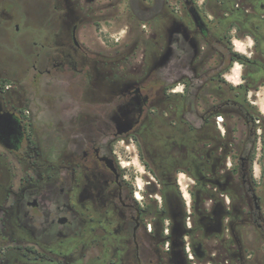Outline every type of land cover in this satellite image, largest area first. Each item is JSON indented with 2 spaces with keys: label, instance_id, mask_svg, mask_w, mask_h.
<instances>
[{
  "label": "flooded vegetation",
  "instance_id": "flooded-vegetation-1",
  "mask_svg": "<svg viewBox=\"0 0 264 264\" xmlns=\"http://www.w3.org/2000/svg\"><path fill=\"white\" fill-rule=\"evenodd\" d=\"M261 87L264 0H0V264H264Z\"/></svg>",
  "mask_w": 264,
  "mask_h": 264
},
{
  "label": "rangeland",
  "instance_id": "rangeland-1",
  "mask_svg": "<svg viewBox=\"0 0 264 264\" xmlns=\"http://www.w3.org/2000/svg\"><path fill=\"white\" fill-rule=\"evenodd\" d=\"M31 2H35V0H31ZM36 4L31 3V6L29 5V7L31 9H36L35 7ZM208 18V17H207ZM209 19V18H208ZM126 28H121V29H115L113 27H106L104 31H98L97 35L99 37H101L103 40L105 41H110V43H116L117 39L123 37L126 34ZM214 31L218 34H221L222 32L215 30ZM231 47L233 48V50H239V51H245L246 55L250 54V49L249 46L247 44V41H244L242 39H238V38H234V41L231 42ZM218 50L223 48L221 46H217L216 47ZM207 53H206V59H208V63H209V68H214L215 66H218V64L220 63L219 58L218 60H215V53L214 51H211V49L207 48ZM211 56H213L211 58ZM215 56V57H214ZM219 56V55H218ZM239 64V63H238ZM235 68L238 67V69L235 71V68L233 69V71H235V73H237L235 75V78H232V76L230 75L232 71H230L226 77L224 81H218V78H215L214 80L210 81L207 86V93H212V96L209 97V94H207V103H218L221 101V99H226L228 97H235V95L233 94V92L228 91L230 85H235L236 82L240 81V74H241V66L237 64L234 66ZM239 71V72H238ZM218 72V69L215 70L214 72L212 71L211 75H213L214 73ZM242 96L241 99H244ZM248 99H250L251 101H256L261 108L264 110V87H261L259 89L258 92L252 91L249 95H248Z\"/></svg>",
  "mask_w": 264,
  "mask_h": 264
},
{
  "label": "crops",
  "instance_id": "crops-1",
  "mask_svg": "<svg viewBox=\"0 0 264 264\" xmlns=\"http://www.w3.org/2000/svg\"><path fill=\"white\" fill-rule=\"evenodd\" d=\"M237 65H239V64H237ZM234 68H235V67H234ZM239 69H240V68H239ZM239 69H238V70H239ZM235 71H236V70H235ZM235 71H233V69H232V72H231V74H230V75L232 76V78H235V75L237 74V73H235ZM238 72H239V71H238Z\"/></svg>",
  "mask_w": 264,
  "mask_h": 264
},
{
  "label": "water",
  "instance_id": "water-1",
  "mask_svg": "<svg viewBox=\"0 0 264 264\" xmlns=\"http://www.w3.org/2000/svg\"><path fill=\"white\" fill-rule=\"evenodd\" d=\"M169 54H170V53L168 52L166 56L168 57V56H169Z\"/></svg>",
  "mask_w": 264,
  "mask_h": 264
},
{
  "label": "bare ground",
  "instance_id": "bare-ground-1",
  "mask_svg": "<svg viewBox=\"0 0 264 264\" xmlns=\"http://www.w3.org/2000/svg\"><path fill=\"white\" fill-rule=\"evenodd\" d=\"M238 66V65H237ZM238 69V67L237 68H235V70H237Z\"/></svg>",
  "mask_w": 264,
  "mask_h": 264
},
{
  "label": "trees",
  "instance_id": "trees-1",
  "mask_svg": "<svg viewBox=\"0 0 264 264\" xmlns=\"http://www.w3.org/2000/svg\"><path fill=\"white\" fill-rule=\"evenodd\" d=\"M235 60H238V59H235Z\"/></svg>",
  "mask_w": 264,
  "mask_h": 264
}]
</instances>
